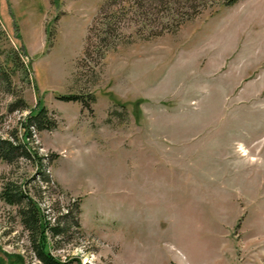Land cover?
<instances>
[{
    "label": "rangeland",
    "instance_id": "obj_1",
    "mask_svg": "<svg viewBox=\"0 0 264 264\" xmlns=\"http://www.w3.org/2000/svg\"><path fill=\"white\" fill-rule=\"evenodd\" d=\"M110 1L0 0V60L25 67L0 75V137L22 148L0 159V264H45L32 207L59 264H264V0L175 33L158 0Z\"/></svg>",
    "mask_w": 264,
    "mask_h": 264
},
{
    "label": "trees",
    "instance_id": "obj_2",
    "mask_svg": "<svg viewBox=\"0 0 264 264\" xmlns=\"http://www.w3.org/2000/svg\"><path fill=\"white\" fill-rule=\"evenodd\" d=\"M118 3V0H112V2ZM241 0H158L157 5H159V11L164 13L163 17H166L169 23H166L162 25L161 30L162 31H169V32H177L182 25L185 23L191 21L194 19L197 15H201L205 11H207L210 8L215 7H231L235 4H237ZM110 1V3L112 4ZM128 2V0H127ZM110 3L108 5H110ZM142 5V3H139ZM144 6V5H143ZM106 18V21L101 22V24L106 25L105 29H101L98 33L100 34L101 40L99 41V47H98V53H101L102 50L107 52L109 49H114L116 44L113 41H110L111 37H116L117 33H115L114 27H116L119 24V19H117L115 16H111V22L107 23V19H110L108 15L104 16ZM161 17V18H163ZM117 19V20H116ZM100 22V20H99ZM98 22V23H99ZM101 25V26H104ZM94 27L91 29V32H93ZM140 33V32H139ZM159 33H152V35H157ZM103 35V36H102ZM151 36V35H150ZM88 42L91 41V36L88 38ZM120 40V38L118 39ZM13 50V49H12ZM2 52L0 51V58ZM102 54V53H101ZM86 55L89 54V49H86ZM103 55V54H102ZM103 58V56H101ZM17 63L20 64V66L24 69V64L21 62V55H20V48L11 51L6 60L2 62L0 60V67H3L5 64L8 72H4L0 74L2 77H11L17 69L14 67V65ZM13 64V65H12ZM18 68V66H17ZM10 79V78H9ZM62 100L66 101H83L86 102V100H83L81 96L79 95H72L68 97H60ZM50 121L48 118V110L45 108V106L41 105L37 109L31 112L28 124L26 125L27 131H26V137H30L31 134L28 131L29 127H38L40 129H46L50 128L51 125H49ZM15 138H19L17 135ZM19 140V139H18ZM22 151L21 146L15 144L13 141L2 139L0 137V159L10 162H13V158L16 154H19L20 151ZM20 154H23L22 152ZM24 154L28 155L27 151H24ZM11 187V186H10ZM4 198L9 204H15V202L20 201V197H25L24 192L20 191L19 193H15L12 189H6L3 193ZM25 219L28 221H25L27 225L30 224V221H36L39 222V230L41 231V239H40V246L37 248V253L39 254V258L45 263V264H59L50 253L46 251L45 245L46 241L44 239V233L47 226V223L44 222V220L41 218V213L39 212V208L32 207L29 209L28 212H25L24 214ZM29 216V217H28ZM28 218V219H27Z\"/></svg>",
    "mask_w": 264,
    "mask_h": 264
}]
</instances>
